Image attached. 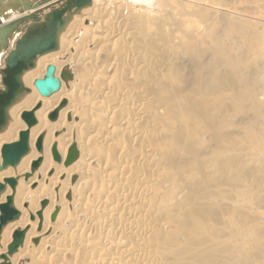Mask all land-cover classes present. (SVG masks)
Returning <instances> with one entry per match:
<instances>
[{
  "label": "bare ground",
  "instance_id": "obj_1",
  "mask_svg": "<svg viewBox=\"0 0 264 264\" xmlns=\"http://www.w3.org/2000/svg\"><path fill=\"white\" fill-rule=\"evenodd\" d=\"M22 2H0V20L25 22L49 5L37 0L32 3L38 7L22 12ZM174 2L180 4L92 0L73 13L58 49L38 57L35 67L24 72L22 83L29 92L7 108L8 125L0 132V164L4 146L18 142L24 132L29 145L16 167L0 171V182L17 180L14 188L7 184L0 206L12 197L19 212L0 232V264H264L263 219L241 226L240 214L235 220L240 226L232 218L229 226L227 215L235 204L229 207L230 199L225 201L230 177L235 173L238 178L239 169L256 167L264 158V129L257 123H264V89L254 108L239 113L244 97L238 100L232 92L228 97L227 78L219 71L229 63L225 67H237L240 75L235 49L231 56L230 46L217 45L219 40H212V50L205 49L204 32L192 26L187 35L184 26L179 33L180 9ZM237 2L235 15L222 25L235 28L239 39L263 25L253 18L264 0ZM193 8L198 20L211 18L213 11ZM200 20L205 24L208 19ZM255 38L259 41L258 34ZM50 67L59 87L43 96L36 82L46 78ZM256 78L264 85V78ZM28 112L36 118L31 127L23 119ZM240 136L246 144L238 154L233 145ZM258 192L257 202L250 200L253 205L264 202ZM18 233L22 240L13 248Z\"/></svg>",
  "mask_w": 264,
  "mask_h": 264
},
{
  "label": "rangeland",
  "instance_id": "obj_2",
  "mask_svg": "<svg viewBox=\"0 0 264 264\" xmlns=\"http://www.w3.org/2000/svg\"><path fill=\"white\" fill-rule=\"evenodd\" d=\"M23 1V4L25 3V4H31L32 2H36L37 0H22ZM104 2H107V1H109V0H103ZM173 1H175V0H173ZM176 1H178L180 4H178V6H177V3H173V4H176L175 6H177V8H176V11H179L178 9H180V11L182 10V8H183V10L180 12H177L179 15H177V16H179V17H177L178 18V25H180L181 27V29L180 28H178V30L177 31H181V34H182V32L184 31L183 29H182V27L184 26V27H187V28H185V31H184V33L187 35L188 34V32L186 33V31L188 30V28H190L189 30H191V28L193 27V29L196 31L197 29L200 31L201 30V32L203 33V35H204V41L201 39V44H202V46L204 45L203 43H205V44H207V45H204L203 47L205 48V49H207V47L209 46V48H211V46L213 47L214 45V43L216 44V42L215 41H217V40H219L221 43H219L218 44V42L219 41H217V45H225V46H230L231 48L233 47V45H234V43L237 41V40H239L238 42L240 43H238V42H236L235 44H237L236 46H235V48H230V47H228V52L230 53V52H232V53H230V55L232 56L233 55V52H235L236 54H235V57H234V55H233V58H236L235 60H237L238 61V63H240L239 64V66H240V75L239 76H237V70H235V68H237V67H235V66H233L232 65V67L233 68H230V67H228V68H226L225 66H229L227 63V65L225 64V66H223L224 68H225V70L223 71V67H221V70L219 69V71L222 73V74H224L225 75V77L228 79H224V85H226V86H224L225 88H227L228 87V89H226V90H228V92H229V96L228 97H232V93H233V96H234V94H235V96L237 95V97H238V100L239 99H241L242 101H243V98L242 97H244V104H243V102L241 103L240 102V100H239V102H238V112L240 113L241 111H240V109L242 108V109H244L245 108V110L244 111H249V109H252V108H254V104H256L257 102H258V99H259V95L262 93V91H263V87H264V85H262L261 84V82L258 80V78H256V77H262V78H264V44L262 43V41H264V37H262V36H264L263 34H264V30H263V33L260 35V31H261V29H263V28H261V27H264V7H263V5L261 6H259V5H257V9L258 10H256V11H258V12H260V13H258V15H257V13L256 14H254V16L256 15L257 16V18H256V16H255V18H253L257 23L259 22V24L257 25V26H259L261 23L263 24V25H260V28H255V29H253L254 30V32H250V36L248 35V37H247V34H245V36L243 37V36H239L242 40H245V41H242L240 38L238 39V31L234 28V30H232V31H235L236 30V32H232L231 31V29H233L232 27H230L229 25H228V23H227V25L226 26H223V25H225V23L226 22H228V17H230L229 15H231L232 14V16H233V14L235 15V13H233L232 11H233V7L234 6H236V5H238V0H206V1H204V2H207V5H205L206 3H204L202 0H200V4L199 3H194V1H192L191 0V2H190V0H176ZM184 1V2H183ZM236 1V2H235ZM183 2V3H182ZM186 2V3H185ZM195 4V5H199L200 7H204L203 9L205 10V11H208L209 10V12L211 13L212 11V15H210L211 16V18L210 17H207V19L208 20H210V22H208V20L205 18L204 20L202 19V20H200V21H206L207 23H203V22H199V20H198V18L196 17V15H194V12H192L193 11V7L195 6L193 3ZM201 2L203 3V4H201ZM217 2V3H216ZM126 3V2H125ZM184 4L183 6H182V4ZM209 3V4H208ZM212 3H214V4H212ZM186 4H187V6H186ZM188 4H191V5H189L190 7H188ZM212 4V7L210 6ZM214 5V6H213ZM221 7H220V6ZM223 5V6H222ZM225 5V6H224ZM234 5V6H233ZM56 6H58V4H56L54 7H56ZM187 8H186V7ZM227 6V7H226ZM179 7V8H178ZM181 7V8H180ZM188 9V8H190V10L188 11V10H185V9ZM226 8V9H225ZM262 8V9H261ZM208 9V10H207ZM212 9H214V10H212ZM232 9V10H231ZM44 10V9H43ZM192 10V11H191ZM230 10V11H229ZM48 11L49 10H47V9H45V11H43L41 14V20L42 19H44V15L46 14V13H48ZM188 11V12H187ZM192 12V13H189V12ZM185 12H186V16H184L185 15ZM183 13V14H182ZM188 13V14H187ZM223 13V14H222ZM181 14V15H180ZM190 14H192L191 15V17L193 18V22H191V20H192V18H190ZM216 14V16H214ZM218 14V15H217ZM225 14V15H224ZM182 15L184 16V19H183V17H182ZM188 15H189V17H188ZM227 15V16H226ZM218 16V18H212V17H217ZM260 16V17H259ZM180 17L182 18V20L180 21ZM222 17L225 19V21H224V19H222ZM185 18H187V19H185ZM191 20H190V19ZM197 18V19H196ZM221 18V19H220ZM189 19V20H188ZM214 19V20H213ZM183 20H185V22L183 23ZM187 20V21H186ZM198 20V21H197ZM213 20V21H212ZM218 20V21H217ZM223 21V23H221L222 21ZM227 20V21H226ZM31 21V19H29V20H26L25 22H23V23H21L20 25H19V27L8 37H6V40H8L7 41V45H0V70L4 67V65H5V58H6V56H7V54H8V51H10V50H12L13 48H15V44H16V40L18 39V38H20L21 37V35L23 34V32L25 31V29H26V27H27V25L29 24V22ZM189 24V22H190V25H188L187 23ZM218 22V23H217ZM192 23H193V25H192ZM194 23H195V25H194ZM200 24V26H198L199 24ZM203 23V24H202ZM10 24V23H9ZM12 24V23H11ZM181 24H184V25H181ZM196 24H198V25H196ZM206 24H209V25H211V26H209L208 25V27H207V25ZM223 24V25H222ZM203 25V26H202ZM205 25H206V28H203V27H205ZM222 25V26H221ZM192 26V27H191ZM229 27V29H230V31H229V29H228V27ZM195 27H197L196 29H195ZM222 27H224V28H222ZM227 27V28H226ZM254 27H256V26H254ZM200 28V29H199ZM208 28V29H207ZM212 28V29H211ZM221 28H222V30H221ZM187 29V30H186ZM191 30V32L192 31H194V30ZM203 29V30H202ZM218 29V30H217ZM224 29H225V31H224ZM227 29V30H226ZM256 29H257V31H256ZM260 29V30H259ZM207 30V32L206 33H209L210 31L211 32H213V31H215V32H213V33H211V34H213V35H211L210 33V35L209 34H206L205 33V31ZM208 30H209V32H208ZM213 30V31H212ZM217 30V31H216ZM224 33H222V35L224 36L225 35V33L227 34V32L230 34L229 36L228 35H225L224 37L221 35V31ZM258 30H259V32H258ZM180 31H179V33H180ZM227 31V32H226ZM258 32L257 34H258V37H259V41H256V39L258 40V38H255V36L257 37V34H255L256 32ZM190 32V33H191ZM230 32H232V33H236V36L235 35H233V34H231ZM262 32V31H261ZM184 33H183V35H184ZM249 34V33H248ZM252 34H254V35H252ZM206 35H208V37L206 36ZM215 35V37H213ZM217 35V36H216ZM219 35H220V38H218L219 37ZM233 35V36H232ZM205 36H206V38H205ZM209 36L211 37V39L209 38ZM253 37V39L251 38L250 39V37ZM217 37V38H216ZM221 37H222V40L225 42L226 41V43H224L223 41H221ZM225 37H229V39H228V41L227 40H225ZM231 37H232V39H231ZM236 37V38H235ZM262 37V38H261ZM208 38V39H207ZM247 38H248V40L249 41H247ZM206 39H207V41H206ZM231 39V42L229 41ZM236 41H235V40ZM261 39V40H260ZM212 40H214L213 41V44H211L212 43ZM234 42H233V41ZM252 40H254V41H256V44L258 43L259 45H257V46H255L256 44H255V42H254V44H253V42H252ZM241 41H242V44L244 45H241ZM206 42H208V43H206ZM232 43L231 45H229V43ZM252 42V43H251ZM223 43V44H222ZM228 43V44H227ZM245 43V44H244ZM249 43H251V44H249ZM262 43V45H260ZM227 44V45H226ZM247 44V45H246ZM211 45V46H210ZM216 45V46H217ZM223 45V46H224ZM238 45H240V47L238 46ZM239 48H238V47ZM246 46V47H245ZM247 46H250V47H247ZM252 46V47H251ZM260 46V47H259ZM236 47L238 48L237 50H236ZM255 47V48H254ZM263 47V48H262ZM5 48V49H4ZM213 48H215V47H213ZM213 48H211V50L213 49ZM251 48V49H250ZM234 49H235V51H234ZM258 49V50H257ZM209 50V49H208ZM230 50V51H229ZM233 50V51H232ZM241 60V61H240ZM231 65V64H230ZM263 67V68H262ZM230 68V69H229ZM257 68V69H256ZM238 69V68H237ZM226 70H227V72H226ZM236 72H234V71ZM253 70V71H252ZM254 70H255V72H254ZM263 70V71H262ZM224 72H226L227 74H229V72L232 74H229L228 76L230 77H228ZM262 73V74H261ZM236 75V77H234L235 75ZM223 75V76H224ZM242 75V76H241ZM261 75V76H260ZM224 77V78H225ZM234 78V80H235V84L233 83V82H231L233 79H231V78ZM254 78V79H253ZM230 79V80H229ZM264 80V79H263ZM225 81H226V83H225ZM227 81H229V83L227 84ZM238 82V84H237V82ZM0 82H1V74H0ZM233 83L232 85H230L231 83ZM254 82V83H253ZM259 82V83H258ZM264 82V81H263ZM228 85H230V87L228 86ZM259 85V86H258ZM234 86V87H233ZM231 87H233L232 89H234V90H232L231 89ZM230 89V90H229ZM236 89V90H235ZM232 92V93H231ZM226 93V95H228L227 94V91L225 92ZM230 94H231V96H230ZM251 95V96H250ZM252 95H255V96H253L252 97ZM246 96H249V97H246ZM257 98V100H256V98ZM250 98V99H249ZM254 100H253V99ZM246 99H249V100H246ZM245 100H246V102H245ZM255 101V102H253V101ZM249 101V102H248ZM250 101H251V103H250ZM257 101V102H256ZM253 103V104H252ZM242 105V106H241ZM252 106V108H251V106ZM244 107V108H243ZM239 115V114H238ZM233 119H228V121H232ZM236 120H234L233 121V123L235 122ZM260 121V120H259ZM257 122V123H259V128L260 129H264V128H262L263 126H264V123L261 125L260 123L261 122H263L262 120L260 121V122ZM238 123H239V120H238ZM258 125V124H257ZM261 125V126H260ZM259 128L257 127V130L259 131V132H262V130L260 131L259 130ZM263 132H264V130H263ZM262 132V133H263ZM264 134V133H263ZM241 135V134H240ZM238 137H239V134H238ZM240 140V141H239ZM236 141H239V143L237 142L235 145H233L234 147V149L235 150H239L238 151V154L240 153V152H242V151H240V150H242L241 149V146H245V144H246V142L243 140V139H241V136H240V138H236ZM242 142V145H240L239 146V144ZM244 143V144H243ZM237 144H238V146H237ZM236 146V147H235ZM237 147H240V149H238ZM243 148V147H242ZM264 157V156H263ZM260 161H264V158L261 160L260 159ZM259 161V162H260ZM262 162H260V163H258L259 165H260V170L262 169L261 168V164H262V167H263V171L261 170V172H258V170H259V168L257 167V166H259V165H257L256 167H251V166H245L244 168V170H246V172H248V171H250V172H248V173H251V174H246L245 172L243 173L242 171H244L242 168L241 169H239V166H238V169H239V171L237 172V171H234V172H237L236 174H238L239 173V175H238V178H237V175L235 176V173L232 175L234 178H236V179H232L233 177H230V184H228L229 182L228 181H226V185L225 186H227L228 187V189H225L226 191H225V196H227V197H225V198H227V199H225V201H228L229 199V202H226V205L227 206H229V203L231 204V206L232 205H234V207H235V214H234V210H233V208L231 209V207L229 208V211H231V214H229V213H227V214H229V215H227V216H229V217H227V220L229 221L228 223V225L230 226V224H231V220H229V219H231L232 218V221L235 223V225L237 226L238 225V218L239 217H241V216H239L240 214L242 215V218H239V220H240V224H241V226L242 225H244V224H246V225H250V224H252V223H254V224H252V225H257V224H259V222L261 223L262 221L264 222V202H262V204L259 206L258 205V203H256L257 201V198H256V195H257V192L258 193H262L263 192V196H264V177H263V181H260L261 180V177H262V175L264 174V162L262 163ZM249 167V168H248ZM251 168V169H250ZM255 168V169H254ZM256 168H257V170H256ZM249 169V170H248ZM253 169V170H252ZM256 170V171H255ZM259 170V171H260ZM252 171H254V172H252ZM243 173V174H241V175H243L244 177H246V175H247V177H246V179H244V181H243V176L241 177V175H240V173ZM258 172V173H257ZM253 173H257V174H253ZM261 173H263V174H261ZM252 174H253V176H254V178H253V176H252ZM260 174V175H259ZM255 175H259L260 176V178H259V176H255ZM250 176L252 177V178H250ZM264 176V175H263ZM255 177H256V180H257V182H259V184H257V182L255 181ZM242 178V179H241ZM250 178V179H249ZM258 178H259V180H258ZM231 180H234V181H239V180H241L238 184L236 183V182H231ZM254 180V181H253ZM263 182V183H262ZM234 184V188H231L232 186H231V184ZM262 183V184H261ZM232 184V185H233ZM241 184V185H240ZM247 184H248V186H247ZM229 185V186H228ZM250 185V186H249ZM231 186V187H230ZM235 186H238V187H235ZM257 186V187H256ZM262 186V187H261ZM245 187H247V189L245 188ZM261 187V188H260ZM226 188V187H225ZM243 190H242V189ZM249 189V190H248ZM238 190V191H237ZM240 190H241V192H240ZM257 192H256V191ZM262 190V191H261ZM230 191V192H229ZM244 191V192H243ZM245 191H247V194H246V192ZM248 191H251L250 193L248 192ZM229 192V193H228ZM231 192H232V194H231ZM244 193V195L242 194V196H241V193ZM256 192V195H253L254 193ZM233 193H235L234 195H233ZM240 193V194H239ZM246 194V195H245ZM251 194L252 196H249V195ZM231 195H233V196H231ZM230 196V197H229ZM246 196H248V197H246ZM255 198H254V197ZM258 196V195H257ZM250 197H251V199H250ZM234 198H235V200L236 201H234ZM245 198H247V199H245ZM249 198V199H248ZM239 201H238V200ZM241 199V200H240ZM245 199V200H244ZM252 199H255V201H254V203H256V204H254L255 206H258V208H255V206L252 204L253 203V200ZM252 201V203H251V201ZM239 202V203H236V202ZM243 201V202H242ZM247 201V202H246ZM233 202V203H232ZM250 202V203H249ZM238 204V205H237ZM248 204V205H247ZM249 204L251 205H253V208L251 207V206H249ZM236 205L238 206V207H236ZM239 205H242L241 207L239 206ZM244 205V206H243ZM247 205V206H246ZM240 207V208H239ZM246 207V208H245ZM251 207V208H250ZM248 208H250V209H248ZM258 209H261V210H258ZM263 209V210H262ZM237 210H239L238 212H237ZM228 211V212H229ZM242 213H241V212ZM263 211V212H262ZM232 212H233V214H232ZM237 212V213H236ZM253 212H255V214L253 213ZM239 213V214H238ZM238 214V215H237ZM250 214V215H249ZM258 214V215H257ZM231 215V216H230ZM247 215V216H246ZM255 215H257V216H255ZM239 216V217H238ZM244 216V217H243ZM250 216V217H249ZM235 217V218H234ZM236 217H238V218H236ZM244 218V221L246 222H243V220H242V223H241V219H243ZM246 218V219H245ZM248 218V219H247ZM263 219V220H262ZM235 220H237V221H235ZM250 220H252V221H250ZM262 220V221H261ZM258 221V222H257ZM257 223V224H256ZM238 226H240V225H238ZM232 228V227H231ZM233 229V228H232ZM229 231H230V229H228ZM234 230H235V228H234ZM233 230V231H234ZM228 231V232H229ZM231 232V234H233V232L232 231H230ZM230 234V233H229Z\"/></svg>",
  "mask_w": 264,
  "mask_h": 264
},
{
  "label": "water",
  "instance_id": "obj_3",
  "mask_svg": "<svg viewBox=\"0 0 264 264\" xmlns=\"http://www.w3.org/2000/svg\"><path fill=\"white\" fill-rule=\"evenodd\" d=\"M4 0H0L2 2ZM49 5L45 9L49 10L41 20L40 15L29 16L25 19L31 21L20 38L16 40L15 48L9 51L5 58V65L0 70V132L4 131L8 125L7 108L18 101L29 90L22 83L24 72L35 67L38 57L55 52L59 47V36L66 25L70 22L74 12H78L83 7L90 6L92 0H43ZM56 4L58 6L54 7ZM38 7V3L23 4L22 12ZM23 22V21H22ZM12 22L4 24L0 20V45H7L6 37L10 36L22 23ZM36 86L43 96H48L59 87V81L54 77V68L50 67L45 79L38 80ZM24 121L29 127L35 124L36 118L33 112L25 113ZM38 144V149H41ZM28 133L24 132L20 140L14 144L5 145L2 151L3 164H0V171L7 167H16L21 159L28 153ZM37 164L34 166V168ZM15 178H8L3 183L0 182V195L5 190L7 184L16 186ZM0 232L10 221L17 219L19 212L10 197L6 204L0 206ZM20 233H18L19 235ZM22 240V235L16 237L13 248L18 246Z\"/></svg>",
  "mask_w": 264,
  "mask_h": 264
}]
</instances>
